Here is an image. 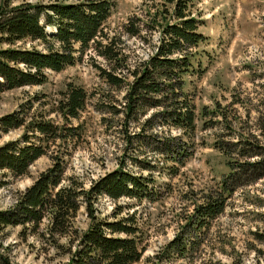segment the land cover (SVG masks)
I'll return each mask as SVG.
<instances>
[{"label":"rangeland","instance_id":"1","mask_svg":"<svg viewBox=\"0 0 264 264\" xmlns=\"http://www.w3.org/2000/svg\"><path fill=\"white\" fill-rule=\"evenodd\" d=\"M21 1L48 0L13 3ZM115 1L106 20L111 31L121 29L134 13L145 20L147 13H159L156 27L142 31L147 42L124 35L130 57H146L158 40L159 24L172 20L169 12H163L166 8L170 11L172 2ZM188 8L201 20L199 29L207 35L199 46L198 71L187 75L199 117L194 136L158 123L142 129L152 109L135 120H125V88L103 80L95 63L105 64L104 59L87 49L74 64L57 71L47 69L43 83L0 92V115L20 110L25 124L32 116H44L65 129L26 173L14 176L0 170V209L12 208L22 191L52 165L55 155L62 158L64 166L61 183L72 176L85 189L92 180L121 165L137 173L151 172L155 177L153 199H113L100 194L93 202L97 217L112 218L118 206H126L121 214L135 209L145 249L132 264H264V176L242 183L254 174L246 173L241 165L264 158L258 152L264 150V0H191ZM17 44L29 47L36 41L27 38ZM68 82L82 85L88 93L76 117H66L59 109L58 101ZM203 106L214 111L204 116ZM68 127L77 128L79 134H68ZM25 131L24 124L6 132L0 130V143ZM170 135H180L189 144L191 154L184 164L155 149ZM248 141L260 148H248ZM142 159L153 167L142 168ZM172 166H176V173L169 170ZM234 170L241 183L230 193L225 210L207 229H193L188 222L195 204ZM90 219L82 202L61 234L48 232L46 217L37 226L7 224L0 229V250L14 264H64ZM179 236L194 241L187 255L173 253L167 246Z\"/></svg>","mask_w":264,"mask_h":264},{"label":"trees","instance_id":"2","mask_svg":"<svg viewBox=\"0 0 264 264\" xmlns=\"http://www.w3.org/2000/svg\"><path fill=\"white\" fill-rule=\"evenodd\" d=\"M13 1H0V92L43 83L47 80V69L61 70L80 60L83 53L91 49L104 59L105 64L95 63L103 80L111 86L125 88V120H135L152 109L145 117L142 129L158 123L178 127L182 134L194 136L199 117L187 75L198 71L199 46L207 35L199 29L201 20L188 8L191 0H168L172 7L163 12H169L172 20L166 19L159 24V36L153 50L146 57L138 58L130 57L126 38L141 37L142 43L147 42V35L142 31L156 27L158 12H146V20L134 13L128 16L121 29L111 31L106 27V20L116 5L115 0ZM27 38L36 41V45L17 44ZM87 95L82 85L68 82L58 101L60 113L66 117L78 116ZM206 108L203 106L201 111L204 116L214 111ZM18 111L0 115L2 132L26 125V131L20 137L0 143V170L14 176L26 173L28 166L46 153L50 142L65 130L44 116H32L25 124V115ZM67 133L77 135L79 131L68 127ZM247 143H250L246 145L248 148H260L250 141ZM188 147L180 135H170L155 149L164 150L168 158L184 164L191 154ZM258 152L264 154V150ZM54 157L52 165L41 171L22 191L12 208L0 209V229L18 223L37 226L46 217L48 232L61 234L70 226L83 202L91 219L88 227L78 235L76 246L64 264H132L138 261L145 245L135 209L121 214L126 206H118L109 219L97 217L93 202L100 194L113 199L122 196L153 199L156 191L152 173H137L120 165L92 180L85 189L72 176L61 183L65 179L62 158ZM141 161L142 168L153 167L150 161ZM241 165L246 173L254 174L242 183L264 176V158ZM169 170L177 172L176 166ZM236 173V170L231 171L219 187L205 192L201 201L195 204L188 222L193 229H207L225 210L230 193L241 183ZM192 244L194 241L179 236L167 246L173 253L184 256ZM0 264L14 263L0 250Z\"/></svg>","mask_w":264,"mask_h":264}]
</instances>
